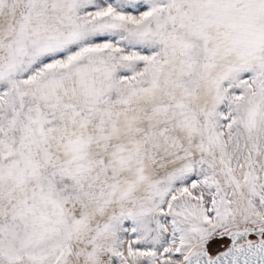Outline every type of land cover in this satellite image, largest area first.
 I'll return each mask as SVG.
<instances>
[{"label": "snow or ice", "instance_id": "6c2138e0", "mask_svg": "<svg viewBox=\"0 0 264 264\" xmlns=\"http://www.w3.org/2000/svg\"><path fill=\"white\" fill-rule=\"evenodd\" d=\"M0 264H264V0H0Z\"/></svg>", "mask_w": 264, "mask_h": 264}]
</instances>
